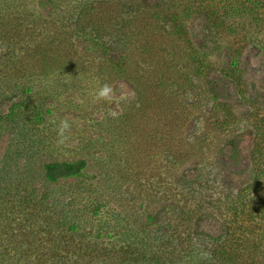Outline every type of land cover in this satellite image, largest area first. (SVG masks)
I'll list each match as a JSON object with an SVG mask.
<instances>
[{
	"label": "rangeland",
	"instance_id": "rangeland-1",
	"mask_svg": "<svg viewBox=\"0 0 264 264\" xmlns=\"http://www.w3.org/2000/svg\"><path fill=\"white\" fill-rule=\"evenodd\" d=\"M0 264H264V0H0Z\"/></svg>",
	"mask_w": 264,
	"mask_h": 264
},
{
	"label": "trees",
	"instance_id": "trees-1",
	"mask_svg": "<svg viewBox=\"0 0 264 264\" xmlns=\"http://www.w3.org/2000/svg\"><path fill=\"white\" fill-rule=\"evenodd\" d=\"M229 145L233 149L231 151L232 153L235 148V143L233 142V140L229 141ZM84 166H85V163L82 160L77 161V162H71V163H68V162L47 163L44 165L45 179L50 183H54L64 178L76 176L81 172ZM148 219L150 222H156L154 215H150Z\"/></svg>",
	"mask_w": 264,
	"mask_h": 264
},
{
	"label": "clouds",
	"instance_id": "clouds-1",
	"mask_svg": "<svg viewBox=\"0 0 264 264\" xmlns=\"http://www.w3.org/2000/svg\"><path fill=\"white\" fill-rule=\"evenodd\" d=\"M134 95V94H133ZM115 98V93L113 86L105 83L96 91L95 93V99L97 101H112ZM126 97L121 96L119 99H125ZM71 128V125L69 124V121L67 118L61 119L59 122V125L56 129L57 131V137H58V143L63 144L65 140H67V136L65 135L66 132H68Z\"/></svg>",
	"mask_w": 264,
	"mask_h": 264
}]
</instances>
